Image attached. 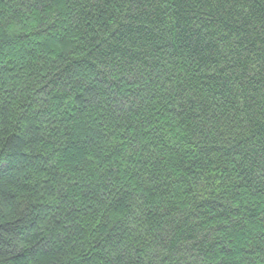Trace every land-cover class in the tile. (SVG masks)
Listing matches in <instances>:
<instances>
[{
    "label": "trees",
    "instance_id": "1",
    "mask_svg": "<svg viewBox=\"0 0 264 264\" xmlns=\"http://www.w3.org/2000/svg\"><path fill=\"white\" fill-rule=\"evenodd\" d=\"M0 264H264V0H0Z\"/></svg>",
    "mask_w": 264,
    "mask_h": 264
}]
</instances>
